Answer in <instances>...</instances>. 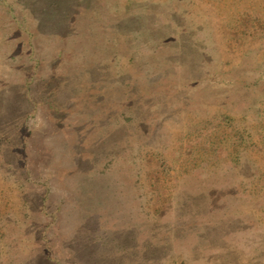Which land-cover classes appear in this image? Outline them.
I'll return each mask as SVG.
<instances>
[{"label": "rangeland", "instance_id": "1", "mask_svg": "<svg viewBox=\"0 0 264 264\" xmlns=\"http://www.w3.org/2000/svg\"><path fill=\"white\" fill-rule=\"evenodd\" d=\"M72 1L0 0V264H264V0Z\"/></svg>", "mask_w": 264, "mask_h": 264}, {"label": "trees", "instance_id": "2", "mask_svg": "<svg viewBox=\"0 0 264 264\" xmlns=\"http://www.w3.org/2000/svg\"><path fill=\"white\" fill-rule=\"evenodd\" d=\"M77 1V0H75ZM82 1H88V0H82ZM43 3H45V5H49V6H53L55 8V12H58V16L57 18H60L62 20V22L66 21V20H70L71 17L76 16L77 14H75L76 12L75 10V2H73L72 0H43ZM72 5V6H70ZM47 9L43 10V15H45L47 18H52V10L49 11V13H47ZM54 12V11H53ZM75 14V15H74ZM74 15V16H72ZM72 19V18H71ZM69 24V22H68Z\"/></svg>", "mask_w": 264, "mask_h": 264}]
</instances>
